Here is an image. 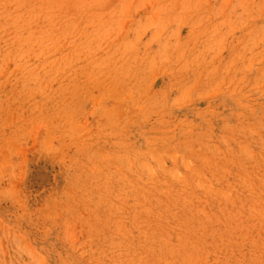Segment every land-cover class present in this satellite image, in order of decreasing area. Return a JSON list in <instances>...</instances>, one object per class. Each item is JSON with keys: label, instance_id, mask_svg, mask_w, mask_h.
Here are the masks:
<instances>
[{"label": "rangeland", "instance_id": "374dc122", "mask_svg": "<svg viewBox=\"0 0 264 264\" xmlns=\"http://www.w3.org/2000/svg\"><path fill=\"white\" fill-rule=\"evenodd\" d=\"M0 264H264V0H0Z\"/></svg>", "mask_w": 264, "mask_h": 264}]
</instances>
